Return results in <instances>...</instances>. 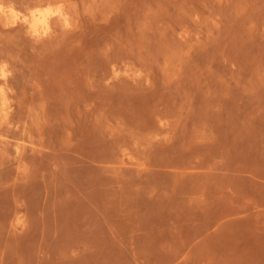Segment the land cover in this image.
Segmentation results:
<instances>
[{"label":"rangeland","instance_id":"obj_1","mask_svg":"<svg viewBox=\"0 0 264 264\" xmlns=\"http://www.w3.org/2000/svg\"><path fill=\"white\" fill-rule=\"evenodd\" d=\"M0 5V264H264V0Z\"/></svg>","mask_w":264,"mask_h":264},{"label":"bare ground","instance_id":"obj_2","mask_svg":"<svg viewBox=\"0 0 264 264\" xmlns=\"http://www.w3.org/2000/svg\"><path fill=\"white\" fill-rule=\"evenodd\" d=\"M60 7L62 9V6H60ZM51 10L46 8V7H43V6H36L34 8L32 7V10L28 14V16L25 17V21L28 24V26L30 27V29H32L34 32H36L37 28L40 26V28L42 27V29L44 31H46L47 29L49 30V18H50V14L52 13ZM6 11H7V13L9 12L11 14H14V8L13 7H9L8 9L4 10L3 7L0 5V12H5L6 13ZM63 12H65V11L63 10ZM63 12H59L58 11V14L60 15L61 20L63 21V23H67V15L64 14ZM1 74H3V73H1Z\"/></svg>","mask_w":264,"mask_h":264}]
</instances>
